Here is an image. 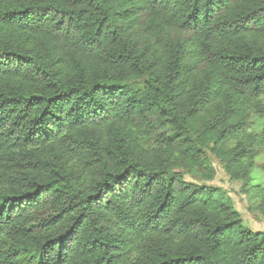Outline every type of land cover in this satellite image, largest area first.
Segmentation results:
<instances>
[{
    "label": "trees",
    "instance_id": "16d2710c",
    "mask_svg": "<svg viewBox=\"0 0 264 264\" xmlns=\"http://www.w3.org/2000/svg\"><path fill=\"white\" fill-rule=\"evenodd\" d=\"M263 151L264 0H0V264H264Z\"/></svg>",
    "mask_w": 264,
    "mask_h": 264
},
{
    "label": "rangeland",
    "instance_id": "374dc122",
    "mask_svg": "<svg viewBox=\"0 0 264 264\" xmlns=\"http://www.w3.org/2000/svg\"><path fill=\"white\" fill-rule=\"evenodd\" d=\"M210 159L217 173L216 178L212 182H201L189 175L186 176V180L189 182L207 185L212 189H219L226 197H229L233 201L234 208L241 215L244 226L248 227L255 233L264 232V218L251 209L252 202L250 198L243 193V184L241 182L231 181L214 156H211ZM263 165L264 151L257 159V168L254 172V176L257 179L256 183L260 185L262 184L264 187V179L262 177L261 170Z\"/></svg>",
    "mask_w": 264,
    "mask_h": 264
}]
</instances>
